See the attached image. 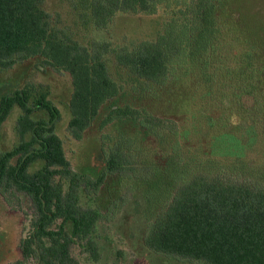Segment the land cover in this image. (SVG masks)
Wrapping results in <instances>:
<instances>
[{
	"label": "rangeland",
	"instance_id": "374dc122",
	"mask_svg": "<svg viewBox=\"0 0 264 264\" xmlns=\"http://www.w3.org/2000/svg\"><path fill=\"white\" fill-rule=\"evenodd\" d=\"M97 1L42 3L61 41L108 68L115 89L86 127L71 125L68 71L41 55L0 69V101L27 85L48 92L59 117H32L53 123L73 171L96 180L55 175L59 199L76 203L79 231L69 215L40 212L23 191L0 192V264H41L40 226L48 245L61 230L71 237L70 256L55 259L63 264H207L156 252L148 236L176 193L167 182L175 165L192 168L184 179L223 173L264 185V0H148L112 10L107 0L99 14ZM146 47L156 72L138 63ZM21 113L14 106L2 123L0 151L20 143Z\"/></svg>",
	"mask_w": 264,
	"mask_h": 264
},
{
	"label": "trees",
	"instance_id": "16d2710c",
	"mask_svg": "<svg viewBox=\"0 0 264 264\" xmlns=\"http://www.w3.org/2000/svg\"><path fill=\"white\" fill-rule=\"evenodd\" d=\"M43 1L0 0V69L10 67L18 56L26 59L41 55L48 64L68 71L74 86L71 125L86 127L115 88L99 55L58 38L42 6ZM105 1H97V14ZM147 1L110 0L109 9ZM138 56L144 71L156 72V61L149 48ZM35 89L27 85L4 95L0 101V135L1 125L13 107L17 105L22 109L16 126L20 143L11 150L0 151V192L5 193L9 188L23 191L40 212L69 215L79 231L80 220L74 216L76 203L59 199L53 183L55 175L85 179L91 185L96 180L73 171L53 123L32 117L37 110L47 111L51 119L59 117V110L49 100L48 92L36 93ZM117 156L108 161L109 166L114 165ZM38 160L43 161L44 166L31 172L29 167ZM191 169L176 165L171 169L172 177L167 182L176 193L153 223L149 246L159 253L207 264H264V185L246 183L223 173H197L184 179L183 175ZM97 181L99 183L100 179ZM83 216L81 214L80 218ZM47 234L44 226L36 233L41 264H63L55 259L60 260L62 253L70 256L71 237L61 230L57 240L48 245L43 239Z\"/></svg>",
	"mask_w": 264,
	"mask_h": 264
}]
</instances>
